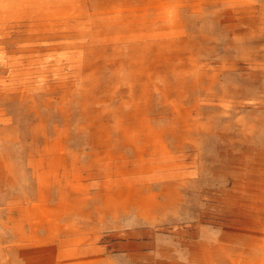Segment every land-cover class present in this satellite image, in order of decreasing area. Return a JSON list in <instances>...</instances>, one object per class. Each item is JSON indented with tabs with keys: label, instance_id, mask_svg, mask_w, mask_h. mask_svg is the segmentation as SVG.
<instances>
[{
	"label": "rangeland",
	"instance_id": "374dc122",
	"mask_svg": "<svg viewBox=\"0 0 264 264\" xmlns=\"http://www.w3.org/2000/svg\"><path fill=\"white\" fill-rule=\"evenodd\" d=\"M0 264H264V0H0Z\"/></svg>",
	"mask_w": 264,
	"mask_h": 264
}]
</instances>
